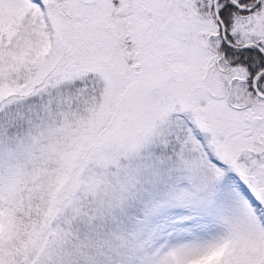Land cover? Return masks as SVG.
I'll return each instance as SVG.
<instances>
[{
	"label": "snow or ice",
	"instance_id": "6c2138e0",
	"mask_svg": "<svg viewBox=\"0 0 264 264\" xmlns=\"http://www.w3.org/2000/svg\"><path fill=\"white\" fill-rule=\"evenodd\" d=\"M0 264H264V0H0Z\"/></svg>",
	"mask_w": 264,
	"mask_h": 264
}]
</instances>
